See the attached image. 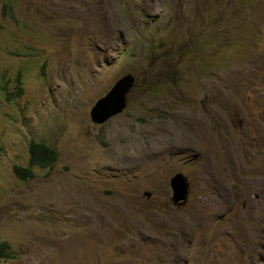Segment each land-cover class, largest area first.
<instances>
[{
  "label": "rangeland",
  "instance_id": "obj_1",
  "mask_svg": "<svg viewBox=\"0 0 264 264\" xmlns=\"http://www.w3.org/2000/svg\"><path fill=\"white\" fill-rule=\"evenodd\" d=\"M32 139L59 157L24 180ZM2 240L0 264H264V0H0Z\"/></svg>",
  "mask_w": 264,
  "mask_h": 264
},
{
  "label": "water",
  "instance_id": "obj_2",
  "mask_svg": "<svg viewBox=\"0 0 264 264\" xmlns=\"http://www.w3.org/2000/svg\"><path fill=\"white\" fill-rule=\"evenodd\" d=\"M135 76L131 73L120 77L113 87L91 107L90 116L93 122L103 123L121 113L127 106V94L134 86ZM172 201L183 203L189 197L190 183L182 172L175 173L170 179Z\"/></svg>",
  "mask_w": 264,
  "mask_h": 264
},
{
  "label": "trees",
  "instance_id": "obj_3",
  "mask_svg": "<svg viewBox=\"0 0 264 264\" xmlns=\"http://www.w3.org/2000/svg\"><path fill=\"white\" fill-rule=\"evenodd\" d=\"M21 79L16 77V79L9 83L14 84L17 88L16 91L6 90L3 87V93L6 100L10 97H17L22 93V86L20 85ZM59 153L58 150L49 145L48 143L37 141L32 139L29 144V164L28 166L15 165L14 171L18 178L20 179H31L35 176L34 167L39 166L42 168L52 167L58 160ZM12 257V245L9 241H0V262L3 259Z\"/></svg>",
  "mask_w": 264,
  "mask_h": 264
},
{
  "label": "bare ground",
  "instance_id": "obj_4",
  "mask_svg": "<svg viewBox=\"0 0 264 264\" xmlns=\"http://www.w3.org/2000/svg\"><path fill=\"white\" fill-rule=\"evenodd\" d=\"M248 81V80H247ZM219 83H221L220 81H219ZM210 85V84H209ZM242 85V84H241ZM214 86V85H213ZM205 131V130H204ZM201 133H202V131H201ZM230 135V134H229ZM233 135V134H232ZM202 136V135H201ZM233 147H235V146H233ZM234 150V149H233ZM207 240V239H206Z\"/></svg>",
  "mask_w": 264,
  "mask_h": 264
},
{
  "label": "clouds",
  "instance_id": "obj_5",
  "mask_svg": "<svg viewBox=\"0 0 264 264\" xmlns=\"http://www.w3.org/2000/svg\"><path fill=\"white\" fill-rule=\"evenodd\" d=\"M100 98H101V97H100ZM127 103H128V100H127ZM126 107H127V106H126ZM126 107H125V108H126Z\"/></svg>",
  "mask_w": 264,
  "mask_h": 264
}]
</instances>
